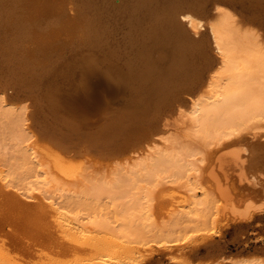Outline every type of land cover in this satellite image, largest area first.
Masks as SVG:
<instances>
[{
	"label": "bare ground",
	"instance_id": "6f19581e",
	"mask_svg": "<svg viewBox=\"0 0 264 264\" xmlns=\"http://www.w3.org/2000/svg\"><path fill=\"white\" fill-rule=\"evenodd\" d=\"M4 130L18 131L24 169L13 182L1 166V204L48 215L36 232L82 251L76 264H136L153 244L188 264L181 238L144 234L153 204L161 220L258 219L264 231V0H0ZM2 251L0 264H20Z\"/></svg>",
	"mask_w": 264,
	"mask_h": 264
},
{
	"label": "rangeland",
	"instance_id": "374dc122",
	"mask_svg": "<svg viewBox=\"0 0 264 264\" xmlns=\"http://www.w3.org/2000/svg\"><path fill=\"white\" fill-rule=\"evenodd\" d=\"M123 1L124 0H110V2H111V4L113 5V6H115V7H117V6H119V5H122V3H123ZM87 35V34H86ZM86 35H84L83 37H82V44H84L85 43V41L87 40V37H86ZM114 36V40L115 41H118V39H119V37H120V35H113ZM112 36V37H113ZM102 38V37H101ZM101 38L99 39V41H97V40H94L92 43H97V44H102L103 43V39L101 40ZM105 39V38H104ZM106 40H108V39H106ZM87 42V41H86ZM117 47H120V45H118V46H113V47H110L109 49H111L112 51H115L116 49H117ZM110 50V51H111ZM159 53H160V51H157V52H154L153 54H152V56L154 57V56H157V55H159ZM30 131H32V133L30 132V134H32L33 135V133L35 134V132H33V130H31L30 129ZM16 132V133H15ZM27 134V133H26ZM26 135V136H28V138L30 137V139L32 140H39V142H37L36 141V143L38 144V145H36L35 144V142H34V145L38 148V149H40V150H42V153H44V155H46L49 159H52V156L51 155H49L50 153V151H51V146H50V144L47 142V140H44L43 138H39L38 139V137L36 136V135H34V136H36L37 137V139H36V137L35 138H33L34 136H32V135ZM1 142H0V161H1V159L2 158H5L6 159V162H3L4 164H2V163H0V168H2V167H4V168H6V167H10L12 170H15L16 172H15V180L13 181V182H18L19 180V178H18V176H21L22 174H19L18 175V173H20V171H21V168H23L24 169V167H22V160H21V154H22V151L19 149V147L17 146V136H18V131L17 130H13V131H11V133L10 132H7L6 131V133H5V130H4V134H3V132L1 131ZM14 135H16V136H14ZM14 136V137H13ZM40 139H41V141H40ZM44 141H46V142H44ZM48 144V145H47ZM50 146V147H48L47 148V146ZM50 148V149H49ZM50 151H49V150ZM49 152H48V151ZM57 149H55V151H56ZM55 151H53L52 150V153H54ZM57 152V151H56ZM56 154V153H55ZM54 154V155H55ZM57 155V154H56ZM92 157H93V159L94 160H92ZM96 156H89L88 158H90L92 161H91V164L92 165H97V164H99L100 162L99 161H97V158H95ZM88 158H85L84 160H88ZM81 159L82 158H80V161H81ZM3 160V159H2ZM54 160L55 159H53L52 160V162H54ZM74 161V162H73ZM72 162L74 163L73 165H76L77 166V164H79L78 163V161L76 160V159H74ZM75 161H77V162H75ZM82 161H83V159H82ZM98 163H97V162ZM95 162V163H94ZM81 163V162H80ZM83 163V162H82ZM84 164H85V162H84ZM86 164H88V165H90V161L88 162V163H86ZM99 165H101V163L99 164ZM2 166V167H1ZM91 166V165H90ZM61 167H62V165H61ZM63 168V167H62ZM62 168H60V169H62ZM68 169V168H67ZM171 194V193H170ZM163 196H164V194H162ZM166 195V194H165ZM104 199V198H103ZM102 199V201H101V203L99 204V206L101 207V205H102V207H107V209L108 210H110V212H111V214L113 213V211H117L118 210V207L117 206H114L113 204H111L112 202H110L111 200L108 198V199H104L103 200ZM109 200V201H108ZM4 205H2L1 204V201H0V205H1V207H0V229L2 230H0V239H3L4 238V242H3V240H0V244H1V246H0V248L2 249V250H4L5 252H3L2 251V254L3 255H1L2 257H1V260H5V262H8V260H9V262L8 263H10V261L13 259V258H15V259H13V262H20V264H21V259H23V260H26V258H27V260H26V262H28V263H25L23 260V264H29L31 261H33L32 263H30V264H35V263H37V264H39V262H40V264L42 263V264H52V263H54V264H66V262H67V264H76V263H82L81 261H82V259L85 257V255L82 253V251H79L78 249L76 250V253L74 252L75 251V249H71L70 247H69V245H68V241H61V242H58V244H57V242L56 243H54L53 244V241L52 242H50V241H48L47 239H45V237H47L46 236V233H48V232H45V230H43V231H39V232H36L37 230V228H38V226L40 225V226H42L41 225V223H36L37 222V219H38V222H40V221H42L43 223H44V219H45V221H49V216L48 215H45L44 217L43 216H40V218H42V219H39V217H38V215L35 213V211H37V210H34V208H31V210H29V211H22V212H24V213H22V212H20V211H18V210H15V209H13L12 207H10V206H7L6 207V203H3ZM155 205H157V204H153L152 205V211H153V219H152V226H151V228H149L148 230H147V233H145L144 232V234L149 238V239H153V238H156L157 240H159V241H161L162 239H164V238H167V239H172V240H174V239H179V238H181L180 239V241L178 240V241H171V243H172V246L173 245H176L175 243H177V245L179 244V245H181V243L182 242H184L185 244H183V245H181L179 248H180V250L178 251V252H176L175 253V255L176 256H179L178 257V259H181L182 260V258H183V261H187L186 263H190V264H206L207 262L209 263L210 262V264H214V261L215 260H217V258H219V257H223L224 256V259H222V261H221V259H220V261H221V263L222 264H234L235 263V261L237 262H240L239 264H251V263H256V261H258V262H260V261H264V231H263V229H262V225H261V222H259L258 221V219L257 220H252V221H249V222H244V223H241L242 225L244 224V227H242V228H238V225H241L240 223H233V222H231V221H226V220H222V221H214V222H212V223H207L206 221V219L204 218V217H200L199 219H197L196 221H188V220H182V219H180L179 220V218L177 217H175L174 218V216H172L171 217V219H169L168 220V217L166 216V214H167V210H165V211H167L166 213H165V211H163L162 213H163V217H164V220H165V218H167L166 219V221H164V220H161L160 219V216H159V214H161L160 212H159V210L161 209V207L159 208V210H157V212H158V217L157 216H155L156 214H155V211H156V207H155ZM157 206H159V205H157ZM101 207V208H102ZM7 208V209H6ZM3 210V211H2ZM18 211V212H17ZM3 215H2V214ZM25 213L26 214H29V215H27V216H25ZM20 214V215H19ZM31 214V215H30ZM8 215V216H7ZM14 215V216H13ZM33 215V216H32ZM96 215V214H95ZM162 215V214H161ZM17 216H19V217H17ZM22 216H23V219H22ZM25 216V217H24ZM5 217H7V218H5ZM17 217V218H16ZM30 217V218H29ZM38 217V218H37ZM113 217V216H112ZM111 217V218H112ZM115 217V216H114ZM113 217V218H114ZM15 218V219H14ZM159 218V219H158ZM5 219V220H4ZM21 219V220H20ZM24 219H26V220H24ZM32 219V220H31ZM36 221H35V220ZM163 219V218H162ZM174 219V220H173ZM178 221H177V220ZM22 220H24V221H22ZM34 220V222H33V224H35V229L33 228L32 230H30L29 231V226H28V221L29 222H31L32 223V221ZM5 223H4V222ZM9 221V222H8ZM226 221V222H225ZM17 222V223H16ZM10 223V224H9ZM14 223V224H13ZM23 223V224H22ZM260 223V224H259ZM3 224V225H2ZM27 224V225H26ZM53 223H51V225H52ZM169 224V225H168ZM14 225V226H13ZM18 225V226H17ZM27 227H26V226ZM37 225V226H36ZM6 226V227H5ZM9 226V227H8ZM16 226V227H15ZM24 226V227H23ZM45 226V225H44ZM43 226V228H47V227H44ZM5 227V228H4ZM33 227V226H32ZM31 227V228H32ZM37 227V228H36ZM49 227V226H48ZM51 227V226H50ZM11 228V229H10ZM24 228H25V230H24ZM18 229V231H16ZM23 229V230H22ZM28 230V232H27V230ZM47 229H52L53 230V227L52 228H47ZM247 229H249V230H247ZM35 230V231H34ZM6 231V232H5ZM8 231H10V232H8ZM47 231V230H46ZM241 231V232H240ZM21 232V233H20ZM24 232V233H23ZM27 232V233H26ZM32 232V233H31ZM7 235H6V234ZM29 233V234H28ZM251 233V234H250ZM12 234H13V236H12ZM26 234V235H25ZM28 234V235H27ZM34 234V235H33ZM247 234V235H246ZM249 234V235H248ZM20 235V236H19ZM22 235H24V238H23V236ZM30 235V236H29ZM31 235H33V236H31ZM37 235H38V237H37ZM45 237H44V236ZM102 235V234H101ZM103 235H105V234H103ZM246 235V236H245ZM28 236V237H27ZM185 236V237H184ZM210 236V237H209ZM237 236V237H236ZM6 237V238H5ZM14 237V238H13ZM31 237V238H30ZM184 237V238H183ZM201 237V238H200ZM208 237V238H207ZM25 238H28V240H29V242L30 243H25L26 242V240L27 239H25ZM36 238V239H35ZM42 238V239H41ZM193 239L192 241L190 240V243H186V242H188L189 240L188 239ZM18 239V240H17ZM21 239H23L22 241H21ZM32 239V240H31ZM182 239H184V241L182 240ZM197 239V240H196ZM9 240V242H7V241ZM13 240V241H12ZM17 240V241H16ZM19 240L21 241V242H19ZM35 240H36V242L37 243H35ZM185 240H186V242H185ZM206 240V241H205ZM6 241V242H5ZM12 241V242H11ZM23 241H25V242H23ZM34 241V246H33V248H32V242ZM47 243H46V242ZM15 242V243H14ZM28 242V241H27ZM43 242H45V243H43ZM65 242V243H64ZM8 243V244H7ZM9 243H11V244H9ZM17 243H19V245L17 244ZM38 243H39V245H38ZM49 243V244H48ZM62 243H63V245H62ZM66 243H67V245H66ZM16 244H17V246H16ZM22 244V245H21ZM30 244H31V247H30ZM37 244V245H36ZM207 244H209V245H207ZM2 245H4L3 247H2ZM6 245V246H5ZM15 247H14V246ZM50 245V246H49ZM58 245L60 246V245H62L63 247H58ZM64 245H66L65 246V248H64ZM186 246V247H183V246ZM10 246V247H9ZM22 246H24V247H22ZM26 246V247H25ZM35 246H36V248H35ZM52 246H56V247H53L52 249H51V247ZM18 248V249H13V248ZM21 247V248H20ZM32 248L31 250H30V248ZM4 248H6V250H8L9 251V253H8V251L6 252V250L4 249ZM12 248V249H11ZM23 248V249H22ZM50 248V249H49ZM57 248L58 249V251L57 250H55V249ZM63 248L64 249H66V248H68V252L65 250H63ZM162 248V246L161 245H158V244H153V246H151V248L150 249H152L151 251L152 252H149L148 250V252H144V251H142L140 254H142V255H140L139 254V256L142 258H140V260L136 263V264H175V260H172V261H175V262H172V261H170L171 259H170V255L172 254V252H170V251H167L166 249H161ZM175 248V247H174ZM209 248H211V249H209ZM0 249V250H1ZM26 249V250H25ZM47 249V250H46ZM69 249H71L70 250V252H69ZM159 249H161V250H164V251H161V250H159ZM207 249V250H206ZM22 250V251H21ZM43 250V251H42ZM52 250V251H51ZM60 250V251H59ZM215 250V251H214ZM11 251V252H10ZM25 251H27L26 252V256L27 257H25V253L24 252ZM32 251V252H31ZM73 251V252H72ZM210 251V252H209ZM13 252H17V253H13ZM40 252H42V253H40ZM143 252L145 253V254H143ZM179 252H180V254H179ZM21 253H22V257H21ZM24 253V254H23ZM72 253H74V255H72L71 256V254ZM82 253V254H81ZM208 253V254H207ZM222 253V254H221ZM242 253H243V255L244 254H246V255H242ZM9 254V255H8ZM10 254L12 255V257L13 256H15V257H11L10 256ZM30 254V255H29ZM33 254V255H32ZM55 254H56V256H55ZM70 254V255H69ZM169 254V255H168ZM240 254V255H239ZM5 255H6V257H5ZM8 255V256H7ZM20 255V256H19ZM44 255L45 257H44V259H43V257L42 256ZM81 257H83V258H80V256ZM144 255V256H143ZM181 255V256H180ZM216 255V256H215ZM19 257V259H18V257ZM247 256H248V259H247ZM3 257H5V258H3ZM32 259H31V258ZM72 257V258H71ZM228 257V258H227ZM235 257L237 258V259H235ZM240 257H243L242 259L240 258ZM7 258H8V260H7ZM25 258V259H24ZM42 258V259H41ZM46 258V259H45ZM56 258H57V261H61V262H57L56 261ZM138 258V259H139ZM245 258V259H244ZM81 260V261H79L78 262V260ZM225 259L227 260L226 262H225ZM234 260V261H232V262H234V263H232L231 262V260ZM239 259V260H238ZM17 260H20V261H17ZM31 260V261H30ZM41 260V261H40ZM42 260H44V261H42ZM46 260V261H45ZM48 260V261H47ZM49 260H51V263H49L50 261ZM55 261V262H52V261ZM73 260V261H72ZM180 260V261H181ZM242 260V261H241ZM249 260V261H248ZM30 261V262H29ZM34 261H37V262H34ZM73 263H72V262ZM212 261V262H211ZM230 261V262H229ZM252 261H255V262H252ZM12 262V261H11ZM46 262V263H45ZM57 262V263H56ZM71 262V263H70ZM229 262V263H228ZM237 262V263H238ZM243 262V263H242ZM248 262V263H247ZM237 263H235V264H237ZM177 264V263H176Z\"/></svg>",
	"mask_w": 264,
	"mask_h": 264
}]
</instances>
